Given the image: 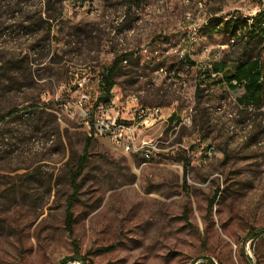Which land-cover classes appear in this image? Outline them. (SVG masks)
<instances>
[{
    "label": "rangeland",
    "instance_id": "obj_1",
    "mask_svg": "<svg viewBox=\"0 0 264 264\" xmlns=\"http://www.w3.org/2000/svg\"><path fill=\"white\" fill-rule=\"evenodd\" d=\"M46 3L0 0V264H264V93L221 81L264 47L208 27L264 0ZM125 52L116 94L163 108L160 151L143 164L97 137L80 168L89 134L61 102L84 68L95 101Z\"/></svg>",
    "mask_w": 264,
    "mask_h": 264
},
{
    "label": "built area",
    "instance_id": "obj_2",
    "mask_svg": "<svg viewBox=\"0 0 264 264\" xmlns=\"http://www.w3.org/2000/svg\"><path fill=\"white\" fill-rule=\"evenodd\" d=\"M123 61L127 63L128 58ZM102 72H108V69L105 67L99 71V84ZM95 75L91 68L74 72L71 89H75L78 95L65 98L61 107L73 115L82 116L89 136L107 137L132 156L135 153H143V164L150 162L160 151L161 139L149 131L164 120L163 108L158 105H144L137 97L132 96L126 97L120 103L116 85L111 89L110 101L98 103V97L93 101L88 88Z\"/></svg>",
    "mask_w": 264,
    "mask_h": 264
},
{
    "label": "trees",
    "instance_id": "obj_3",
    "mask_svg": "<svg viewBox=\"0 0 264 264\" xmlns=\"http://www.w3.org/2000/svg\"><path fill=\"white\" fill-rule=\"evenodd\" d=\"M19 2H23V0H19ZM52 0H47L48 5H50ZM75 3V1H73ZM52 19V15L50 14L48 18L43 22L49 24L50 29V21ZM209 25V24H207ZM211 30L215 32H221L225 36L232 38L233 40L242 39L249 46L252 42L256 41L264 47V12L258 13L251 18H241L236 17L234 19H213L211 20L210 26ZM207 28V27H206ZM129 57V53H121L117 54L114 58L112 65L106 67L108 72L101 73V81H100V91L97 102H105L107 103L111 99V89L116 85V77L121 69L123 60ZM226 70V65L223 62H215L211 65V72H217L220 74L221 71ZM227 71L223 73L221 76V81L226 83L230 89L237 90L240 87L244 88V92L240 97V101L244 103H250L253 101H258L262 98L264 93V64L259 59H247L242 60L236 65L235 69H233L230 73ZM210 76V75H209ZM4 115L2 116V118ZM3 119L0 118V122ZM94 137H87V146L85 148V153L82 155L81 160L79 162V167L81 168L83 164L86 162L88 158V150L89 144L92 143ZM78 173V172H77ZM76 177V175H75ZM76 187V186H75ZM75 195H72V200ZM74 222L73 213L71 212V208L68 209L67 214V224L70 230L73 229L72 224ZM254 234V232H252ZM75 259L81 261L80 264H91L87 262L85 257L75 256ZM63 264H67L66 260ZM208 264H212L209 262Z\"/></svg>",
    "mask_w": 264,
    "mask_h": 264
},
{
    "label": "bare ground",
    "instance_id": "obj_4",
    "mask_svg": "<svg viewBox=\"0 0 264 264\" xmlns=\"http://www.w3.org/2000/svg\"><path fill=\"white\" fill-rule=\"evenodd\" d=\"M132 97H136V96H132ZM138 154L141 158H143V153H135Z\"/></svg>",
    "mask_w": 264,
    "mask_h": 264
}]
</instances>
